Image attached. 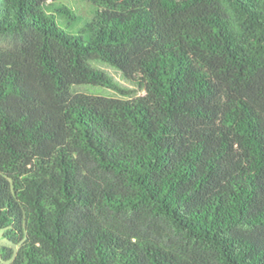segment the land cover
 <instances>
[{"label":"trees","instance_id":"trees-1","mask_svg":"<svg viewBox=\"0 0 264 264\" xmlns=\"http://www.w3.org/2000/svg\"><path fill=\"white\" fill-rule=\"evenodd\" d=\"M76 1L0 0V264H264V0Z\"/></svg>","mask_w":264,"mask_h":264},{"label":"rangeland","instance_id":"rangeland-1","mask_svg":"<svg viewBox=\"0 0 264 264\" xmlns=\"http://www.w3.org/2000/svg\"><path fill=\"white\" fill-rule=\"evenodd\" d=\"M65 4L69 5L72 9L75 10V13L80 17L79 21L76 23L78 26H81L84 24L86 19L88 18L86 15L90 14L91 6L88 3L85 2H80L78 3L76 0H61ZM70 28H68L69 30ZM8 42V39H6L3 36H0V44H5ZM97 67L105 70L108 72L118 83V85L127 90L134 92L131 94V96L135 95H140L144 94L143 90H139V88L127 81L120 71L114 67H112L109 64H106L104 62L97 61L94 63ZM74 91L75 92H86V93H97V94H107V95H113V96H119V97H125L119 90L115 89H109V88H104V87H95V86H89V85H79V86H74ZM130 97V96H129ZM6 244L9 245L10 243L2 237L1 231H0V247L1 245ZM0 260H1V250H0Z\"/></svg>","mask_w":264,"mask_h":264}]
</instances>
